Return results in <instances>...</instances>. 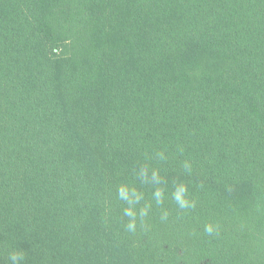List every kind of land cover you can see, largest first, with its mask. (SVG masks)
<instances>
[{"label": "trees", "instance_id": "obj_1", "mask_svg": "<svg viewBox=\"0 0 264 264\" xmlns=\"http://www.w3.org/2000/svg\"><path fill=\"white\" fill-rule=\"evenodd\" d=\"M146 160L168 181L166 220L136 175ZM177 178L195 208L171 199ZM122 183L151 204L135 232ZM13 250L264 264V0H0V264Z\"/></svg>", "mask_w": 264, "mask_h": 264}, {"label": "clouds", "instance_id": "obj_2", "mask_svg": "<svg viewBox=\"0 0 264 264\" xmlns=\"http://www.w3.org/2000/svg\"><path fill=\"white\" fill-rule=\"evenodd\" d=\"M178 151L183 153V148ZM166 150H160L153 153L152 158L164 162L167 160ZM181 168L185 173L191 175L193 164L190 160L185 159L181 162ZM136 175L138 176L141 185H147L152 188V199L155 201L157 207L161 208V219L166 220L169 216V211L163 208L164 201L168 195V181L161 175L159 167H153L147 160L138 165ZM118 199L125 201L127 207L124 208V216L128 217L126 229L130 232H135L137 221L144 223L143 218L146 217L151 208V204H145L138 211L136 205L144 198V192L135 185L122 183L117 188ZM171 199L175 202L177 208L181 211H188L195 208L196 201L190 198L188 184L177 178L171 181ZM205 234L213 236L218 234L219 225L207 223L204 226ZM25 255L23 251L13 250L9 254L10 264H23Z\"/></svg>", "mask_w": 264, "mask_h": 264}]
</instances>
